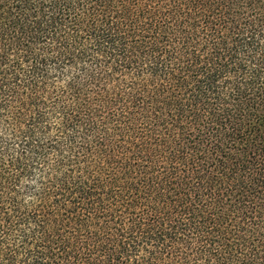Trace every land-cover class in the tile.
Masks as SVG:
<instances>
[{
    "label": "trees",
    "instance_id": "1",
    "mask_svg": "<svg viewBox=\"0 0 264 264\" xmlns=\"http://www.w3.org/2000/svg\"><path fill=\"white\" fill-rule=\"evenodd\" d=\"M0 264H264V0H0Z\"/></svg>",
    "mask_w": 264,
    "mask_h": 264
}]
</instances>
